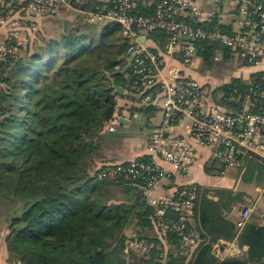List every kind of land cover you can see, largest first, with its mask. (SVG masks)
<instances>
[{
	"label": "trees",
	"instance_id": "1",
	"mask_svg": "<svg viewBox=\"0 0 264 264\" xmlns=\"http://www.w3.org/2000/svg\"><path fill=\"white\" fill-rule=\"evenodd\" d=\"M75 2L76 7L92 11L101 5L99 0ZM137 11L153 16L155 6L142 4ZM79 15L83 24H66L67 31L44 35L41 44L27 46L26 54L0 58V195L19 204L6 238L10 259L21 264H264V224L253 216L239 228L240 216L231 218L233 209L244 203L245 192L199 184L180 187L179 191L189 186L196 190L187 222V229L195 232V244L186 248L187 235L156 228L155 208L148 204L141 180L124 173L101 177L114 164L107 159L95 171L94 160L103 157L101 140L112 134L109 126L125 109L118 106L117 98L139 103L141 98L130 84L127 43L119 36L120 26L91 23ZM177 19L194 24L191 17ZM38 22L34 17L27 20L29 25ZM201 26L232 30L219 19ZM149 38L164 48L167 34L152 32ZM196 46L208 69L218 53L224 60L233 57L230 49L206 41ZM245 62L244 73L236 71L215 88L221 93L213 100L218 106L241 111V102L230 92L245 90L246 70L252 65ZM263 66L252 68L253 78H258ZM157 111L147 106L131 109V115L152 117ZM136 160L148 162L152 157L145 154ZM230 170L243 171L244 183H251L257 173L261 184L264 158L250 153L242 168L226 169L218 162L205 168L210 175ZM172 211L169 208L163 218L177 222L179 215ZM129 228L132 241L153 248L149 252L137 248L128 255ZM222 241L248 250L221 259L215 251Z\"/></svg>",
	"mask_w": 264,
	"mask_h": 264
},
{
	"label": "built area",
	"instance_id": "2",
	"mask_svg": "<svg viewBox=\"0 0 264 264\" xmlns=\"http://www.w3.org/2000/svg\"><path fill=\"white\" fill-rule=\"evenodd\" d=\"M75 0H0V27L7 22L18 21L21 14L42 17L57 15L61 9H73ZM96 10H78L88 22L105 21L120 26L119 36L127 43L126 58L130 67V84L141 99V107H153L162 111L164 119L151 136L152 145L147 152L148 162H132L128 166L118 164L103 171L100 176L124 173L143 182L152 192L161 181L170 176L162 163L170 164L176 172H187L198 157V147L213 146V161L226 169L242 168L244 157L250 153L264 158V0H101ZM154 5L153 16L139 14L141 5ZM16 6V7H15ZM17 7L21 12L17 11ZM223 12L239 16L231 25L230 32L221 29L208 30L201 24L212 23ZM18 16V18H17ZM191 17L194 24L178 20ZM221 23V22H220ZM165 32L164 48L161 42L149 38L152 32ZM142 37L145 40L142 41ZM161 41V40H160ZM206 41L217 47L230 49L248 63L245 90L235 88L230 94L241 102V111L226 110L213 101L207 103L205 86L189 78L179 66L194 68L201 61L197 42ZM150 42V43H149ZM163 48L164 52L161 51ZM160 50V51H159ZM168 57L174 65L168 66ZM214 60L223 61L218 53ZM179 64V66H178ZM263 66L258 78L252 68ZM162 100V101H161ZM189 121L186 136L173 134L177 126L173 122ZM114 121L110 131L116 130ZM179 123V124H180ZM178 124V125H179ZM162 157L165 161H159ZM115 167V169H113ZM113 169V170H111ZM196 197L193 187L177 191L170 199L154 198L150 205L155 208L159 231H179L187 235L186 248L195 244V232L187 229ZM171 208L179 220L166 221L163 216ZM251 209L244 208L239 216L238 227L243 228L250 218ZM135 247L149 252L153 245L135 240Z\"/></svg>",
	"mask_w": 264,
	"mask_h": 264
},
{
	"label": "rangeland",
	"instance_id": "3",
	"mask_svg": "<svg viewBox=\"0 0 264 264\" xmlns=\"http://www.w3.org/2000/svg\"><path fill=\"white\" fill-rule=\"evenodd\" d=\"M78 1H80V0H78ZM99 1H101V0H99ZM81 2L87 4L89 2V0H81ZM74 3H75V5H74L73 9H61V10H59V13L56 16L58 17L64 12L65 13L66 12H73V13H68L67 16H70L71 20H74V21L78 20L79 21V19H81L82 17L80 15L78 16L76 14L77 12H79L78 10H80V11H82V10L88 11V10L80 9V8L76 7V3L78 4V2H74ZM17 11L21 12V10H19L18 7H17ZM228 15H230V16L233 15L234 19L236 16V19L237 20L239 19V16L237 14L235 15L234 12H229ZM51 16L52 15H48L47 19H51V21L55 20V19H52L53 17H51ZM20 17L21 18L18 21H15V25H12L13 22H11L12 24H10V22H7L4 27H0L1 29L5 30L4 38L0 44V58L5 59L9 55H13V56L19 55V54L24 55L26 53H23V52H25L27 46L34 44L35 42H37L38 44H41L42 39L43 38L45 39V37H43L44 35L56 36L60 33L61 30L67 31V27L61 28L62 26H60L59 23H57V22H54V23L48 25L49 27L44 26V29L39 31V24L29 25L27 23V20L30 16L25 17L24 15L21 14ZM32 17L37 18L40 21V20H43L46 16H42V17L32 16ZM17 18H18V16H17ZM225 20H227V19H225ZM33 34L35 35V37L31 38L27 42L28 37H31ZM25 43H27V45H25ZM33 47H35V45ZM33 47L30 50H32ZM221 62H223V61L214 60L213 66L211 69H208L207 67H205V69H204V65L203 66L201 65L202 73L210 75L215 80L216 79L217 80L227 79V77L229 78L236 71H240V70H242V73H244L246 62L244 59L240 58L238 55H235L228 60H224L225 63L223 65L220 64ZM133 90L135 91L136 89L133 88ZM220 94L221 93L218 92L217 99L220 97ZM120 98L121 97L117 98V102L120 101L119 102L120 105L125 106L124 111H126L127 109H134V108L140 107L139 102L136 101L138 99H134V98L133 99H130V98H121L120 99ZM206 99H207L208 104L210 103V101H212L211 98L207 95H206ZM232 110H234V109H232ZM124 111L122 112V114L120 116H117L115 120L120 121L121 117L122 118L128 117V119L132 120V124L128 128H125V130L123 129V130L119 131L118 133H116L117 130L112 132V131H110V129H108L113 134L104 136L101 140V144H102L101 145L102 146L101 151H102L103 157L96 158L94 160L93 165H94L95 171L98 170L97 168L102 166V164H103L102 159H107L109 161V160H112L115 156H120L122 154L128 153L129 155H132L134 153L141 151L143 147H145V149L147 151L148 147H150L152 145V143H151L152 133L155 131V129L157 127H159L161 125V123L164 119L163 112L157 111L156 116H153L150 119L152 126H150L151 128L149 129V128H147L148 127L147 126V118L143 114H139L138 118H136V116H135V118H132L131 113H129L130 117H129V114L127 116H125L123 114ZM178 120H184V119L175 118V120L173 122L175 124L177 122V125H178L180 123V121H178ZM184 122H185L184 123L185 126L187 128H189V123H188L189 121H184ZM121 123H123V122L120 121V123H116V125L121 124ZM109 128H110V126H109ZM202 147L209 148L211 151V155H213L214 150H215V148H213V146L208 145V146H202ZM145 154L150 155V153H148V152H145ZM199 160H200V158L198 156L196 162H199ZM159 161L163 162L165 160L162 157H159ZM128 162H130V163L137 162V160L135 159V160H131ZM213 162L214 161L212 159L211 164ZM164 163H166V161ZM118 164H123V163L116 162L112 166H115ZM214 173H217V172L215 171ZM178 174L183 175V174H185V172H179ZM211 175H213V174H211ZM243 175H244L243 171H235V170L227 171L224 175H222V176L226 177L225 178L226 181L222 184L224 187H220V188H226L225 186H230L236 180H240L238 187H235V185H234V187H235L234 190L237 192H239V191L245 192V196H244V203L243 204L241 203L238 206L240 207V209H243L244 207L250 208L251 209L250 217L254 216L255 218H257L260 221V219L264 218V217H262V214H263L262 207H260L262 205L259 204V202L261 201V203L264 205V177L262 178L263 183L257 184V173H256L254 176V179L251 183H244ZM169 177L170 176L165 177L161 181V183L159 184V187L157 189L153 190L152 192H150V190L146 189L145 186L143 187L144 195H145V198H146L149 205H150V202L154 198L160 197V198L167 200V199H170L174 193L179 191V188H176L174 191H172L168 195H162L161 193L160 194L157 193L158 190H160L164 187L165 182H168ZM229 177H231L232 179L228 180ZM234 184H236V183H234ZM114 193L116 194V196H121L120 192L116 193L114 191ZM18 208H19V204H17V202H14V201L6 198L3 194L0 195V250H1L2 246L7 247L6 238L10 234V218L18 214ZM126 234H127L126 236L128 239L126 240V249L125 250H126V252H128V255H130L131 250L138 251L139 249L137 250V247H135L136 246L135 240L132 241V235L134 233L132 232L131 228L126 230ZM109 244L110 243L108 241L106 243V246L104 247L105 252H107V250H108L107 246ZM220 244H219V246L218 245L216 246L217 250L215 251V253L221 259H224L226 257H231V256H234L236 254V252H233L232 250H230L229 253L227 252V254H225L224 252L221 251L222 247ZM100 250H102V249H100ZM167 254H168V252H167ZM16 263H20V262L16 261Z\"/></svg>",
	"mask_w": 264,
	"mask_h": 264
},
{
	"label": "crops",
	"instance_id": "4",
	"mask_svg": "<svg viewBox=\"0 0 264 264\" xmlns=\"http://www.w3.org/2000/svg\"><path fill=\"white\" fill-rule=\"evenodd\" d=\"M75 12V11H74ZM68 13H73V12H64L62 13L60 16L58 17H53L52 19H55L53 21H51V19H43L40 20L37 24H39V31L44 29V26L49 27L48 25L57 22L59 23L60 26H62L61 28H63L66 24H74V25H78V24H83L82 21H80L81 19L78 20H71L70 16H67ZM76 13V12H75ZM79 16V13H76ZM229 13L223 12V14L220 16V22L222 24H232L234 21V17L233 15H228ZM227 19V20H225ZM62 31V30H61ZM60 31V33H61ZM59 33V34H60ZM4 34H5V30L0 28V44L4 38ZM58 34V35H59ZM35 35L33 34L31 37H28L27 42L31 39L34 38ZM23 38V37H22ZM150 43V42H149ZM25 45H27V43H25ZM174 61L171 59V57H168V66H172L174 65ZM201 65H204V69L206 64L203 62V60L201 59V61L197 62L196 66L194 68H187L185 66H179V70H181V72L183 74H185L186 76L189 77V75L191 77H198V79L204 84L206 92H208L209 97L211 98V100H214V97L218 95L217 90H215V88H219L223 81L221 80H215L213 77H211L210 75L207 74H203L202 73V68ZM215 90V91H214ZM121 98H125V97H121ZM120 98V99H121ZM120 102V101H119ZM118 102V105L120 107H125V106H121L120 103ZM214 102V101H213ZM139 108H143V107H139ZM129 113H131V109H127L126 111H124V115L127 116ZM155 112L153 116H156ZM144 116L147 118V128H151L150 126H152V123L150 121V119L152 117L147 116L146 114H144ZM130 117V114H129ZM132 117V116H131ZM138 118V116L136 117ZM125 120L127 121H123V123L118 124L117 125V132L121 130H125V128H128L131 124H132V120L128 119V117H125ZM183 123H180L179 125H177L174 129H173V133L176 135H180V136H186L187 132H188V128L185 126ZM113 134V133H112ZM146 136V135H145ZM146 149L145 147L142 148L141 151L134 153L132 155H129L128 153L126 154H122L120 156H115L112 160H109L107 163H116V162H123V161H131V160H135L136 158L145 155ZM198 156L200 158L199 162H196L194 165H192L189 170L187 172H185V174L180 175L178 174L179 172H176L175 170H173V168L171 167L170 164L168 163H162V165L168 169L170 171V177L168 182H165V185L162 189L158 190L157 193L158 194H162V195H168L169 193H171L172 191H174L176 188H180L183 186H188V185H192V184H199L202 186H207V187H224L222 184L226 181L224 176L225 173H222V175H218L213 173V175L207 174L205 172V168L206 166H210L211 162H212V155H211V151L209 148L206 147H198ZM232 179L231 177H229L228 180ZM235 181V180H234ZM237 181V182H236ZM235 182H233L230 186H225L226 188H230V189H235V187H238L240 180H236ZM236 183V184H234ZM227 185V184H226ZM235 185V187H234ZM260 207H262L263 210V214L262 217H264V205L261 203V201L259 202ZM258 207V206H257ZM242 210L240 209V207H235L231 213V218L234 220H237L239 217V214ZM260 221L262 222V224H264V218L260 219ZM221 251L224 252L225 254H227V252L229 253L230 250H232L233 252H236V254H242L244 252H246L248 250V247H239L237 245L236 242H225L222 241L221 242ZM219 246V244H218ZM0 264H21V263H16V261H12L10 259L7 247L2 246L1 250H0Z\"/></svg>",
	"mask_w": 264,
	"mask_h": 264
},
{
	"label": "water",
	"instance_id": "5",
	"mask_svg": "<svg viewBox=\"0 0 264 264\" xmlns=\"http://www.w3.org/2000/svg\"><path fill=\"white\" fill-rule=\"evenodd\" d=\"M144 40H145V37H142V41H144ZM114 87H115V89H116L117 92H123V89L122 88H119V87H116V86H114ZM120 121L123 122V121H126V120H125V118H122L121 117L120 118Z\"/></svg>",
	"mask_w": 264,
	"mask_h": 264
}]
</instances>
